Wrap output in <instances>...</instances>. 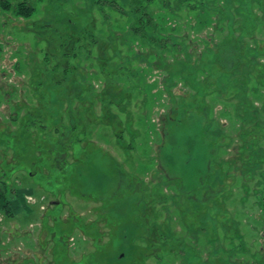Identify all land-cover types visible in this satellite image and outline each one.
Masks as SVG:
<instances>
[{"label":"rangeland","instance_id":"374dc122","mask_svg":"<svg viewBox=\"0 0 264 264\" xmlns=\"http://www.w3.org/2000/svg\"><path fill=\"white\" fill-rule=\"evenodd\" d=\"M27 1L0 9V264H264V0L241 39L237 0H155L165 51L95 0Z\"/></svg>","mask_w":264,"mask_h":264},{"label":"trees","instance_id":"16d2710c","mask_svg":"<svg viewBox=\"0 0 264 264\" xmlns=\"http://www.w3.org/2000/svg\"><path fill=\"white\" fill-rule=\"evenodd\" d=\"M121 1L122 0H95V2L101 4L102 7L108 6L116 11H119L123 15L126 16L130 15L133 20L131 24V30L133 34H135V36L140 38L142 41L148 43L153 48L157 47L161 51H165L167 50L168 47H170V45L172 46L175 45L174 42L172 41V39L174 38L173 35L161 34L160 27L157 23L158 18H156L155 15L151 12V6L154 4L155 0H123L127 4L128 7L127 10L122 9V7L119 5ZM177 1L179 2V6L181 8L186 7L190 9V11H195L200 8H206L207 6L206 4L207 0H177ZM237 1L239 2L238 3L239 5L245 6V8L235 7L234 2L230 7H228L227 10L229 12L232 11L231 10L232 7L235 8L236 11L238 10L240 12L239 15L241 17L236 18L234 16L235 14L231 13V19L226 21L227 24L226 28L230 33L229 35L230 37L233 35V33L238 31L239 38L241 39V37L253 35L254 30L256 28L257 18L252 16V13L250 11L249 2H252V0H245V1L237 0ZM164 5L165 7L167 6V8H170V10L175 9V7L170 6L169 1L165 2ZM212 8H214V12L217 10L216 6L215 7L212 6ZM0 9L4 11L12 10L14 15L18 18H29L34 12L35 7L32 6L27 0H1ZM243 9L246 13L242 12ZM219 10L221 14L224 13V11H226L223 8L222 9L219 8ZM249 21H250L251 29L247 28V26L249 25ZM90 37L93 43H95V39H96L95 36H90ZM60 45L63 46V43H60ZM245 96H246V89L244 90V97L242 98V103L240 104V110H243L245 108L246 109L245 111H250L252 112V114L254 113L253 116H249V117L250 119L252 118V120L255 119V122L259 125V121H257L258 117L255 113L257 111L248 110L250 105L249 104L245 105ZM250 112L247 114H242L243 120H246L248 115H251ZM256 123H255L256 127L259 128V126ZM197 128H198L197 132L194 133V135L196 138L198 135L199 138H197V141L199 143V141H201L200 136H203V132L199 130V126ZM200 129H202V127H200ZM249 132L252 133V131ZM198 146L200 147V144H198L196 147L192 146L191 148L187 149V154L189 156L185 160V162L187 163L186 167L191 166L192 160H194V158H192V155L189 153H191L193 149L199 148ZM6 196H7V188L3 183V186L2 187L0 186V203H2V205H0L1 210H4L5 208L8 209V207L10 206ZM8 212L11 213V211Z\"/></svg>","mask_w":264,"mask_h":264}]
</instances>
